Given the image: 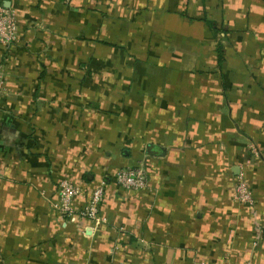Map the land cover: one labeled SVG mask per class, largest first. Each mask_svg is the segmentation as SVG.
<instances>
[{
	"label": "crops",
	"instance_id": "obj_1",
	"mask_svg": "<svg viewBox=\"0 0 264 264\" xmlns=\"http://www.w3.org/2000/svg\"><path fill=\"white\" fill-rule=\"evenodd\" d=\"M0 2V264H264V0ZM63 180L75 209L104 183L103 222Z\"/></svg>",
	"mask_w": 264,
	"mask_h": 264
},
{
	"label": "built area",
	"instance_id": "obj_2",
	"mask_svg": "<svg viewBox=\"0 0 264 264\" xmlns=\"http://www.w3.org/2000/svg\"><path fill=\"white\" fill-rule=\"evenodd\" d=\"M65 4H71L72 0H63ZM18 39L17 19L13 11L6 9L0 2V45L11 47ZM5 93L4 89V66L0 63V97ZM116 184L126 191H140L150 189L147 175L141 165L131 168L119 169L115 172ZM104 183L95 188L88 197L86 205L75 209L73 200L82 195L80 187L68 181L58 184V195L52 202L53 209L65 220L76 223L78 220L88 219L95 223L103 222L100 217V207L104 199ZM235 199L242 205H254V199L247 183L238 178L235 184Z\"/></svg>",
	"mask_w": 264,
	"mask_h": 264
}]
</instances>
